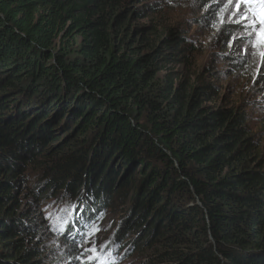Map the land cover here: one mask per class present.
I'll list each match as a JSON object with an SVG mask.
<instances>
[{
  "label": "trees",
  "instance_id": "16d2710c",
  "mask_svg": "<svg viewBox=\"0 0 264 264\" xmlns=\"http://www.w3.org/2000/svg\"><path fill=\"white\" fill-rule=\"evenodd\" d=\"M159 6L0 0V264H264V133L216 101L205 79L216 72L180 82L173 65L192 68L196 45L177 27L135 24ZM233 60L232 73L250 64ZM130 183L114 226L110 202ZM107 217L99 260L79 259V231ZM51 228L59 252L40 234Z\"/></svg>",
  "mask_w": 264,
  "mask_h": 264
},
{
  "label": "rangeland",
  "instance_id": "374dc122",
  "mask_svg": "<svg viewBox=\"0 0 264 264\" xmlns=\"http://www.w3.org/2000/svg\"><path fill=\"white\" fill-rule=\"evenodd\" d=\"M160 6L163 8L159 14L151 16L150 18H143L138 20L135 24L138 26H147L151 22L158 23L164 30L170 27H177L180 29L179 32L187 34L191 42L196 45L197 51L194 53L192 60V68H183L182 66L173 65L174 70L182 75L180 80L183 81L191 80L197 75L204 73L206 68L211 69L212 73L216 72L218 78L215 80L212 77L213 74L206 75L205 79L214 82L220 89V95L216 99L218 103H222L225 106H238V108L244 109L248 115L250 126L254 132L263 134L264 133V59L259 55V48H254L253 44L256 42L257 37L249 34V29H246L242 23H237L229 18L228 13L231 9L223 10V5L226 0H158ZM212 16L206 19L210 15V11L214 10ZM220 15H223L225 22L220 23ZM229 25L230 27H236L233 30V35L224 39L222 30L224 26ZM236 57H244L250 61V64L241 70L234 73L227 71L228 61L233 62ZM172 66V65H171ZM171 68L170 66H168ZM199 72V73H198ZM165 75L164 71L159 73V77ZM193 76V77H192ZM177 84V80H175ZM73 127V126H70ZM120 164V163H118ZM139 165H135L132 171L126 174L127 180L133 178L136 182L140 180ZM136 187V183L132 185L130 183L123 201H111L110 205L114 207V213L112 215V222L115 221V225L119 223V217L126 215L127 211H131V204L129 202L132 196V188ZM56 193V191H55ZM54 194V193H53ZM52 197V195H48ZM61 195L58 197L60 198ZM56 198V203L59 204ZM122 202H124L122 204ZM122 204V206H120ZM126 204V205H125ZM61 206L55 205L52 208L53 216L51 223L57 229H60L65 225L67 219L65 213L62 216ZM64 212L65 209L62 208ZM128 212V213H129ZM73 214V213H71ZM65 220L59 222L58 220L65 218ZM69 218L72 224L76 227V218L73 221L72 216ZM55 220V221H54ZM64 223V224H63ZM110 219H102L96 226L99 227V231L95 233L87 243H83L85 234L88 233L91 228L86 232L78 233L83 246L78 242L77 248L80 250L79 259H85L92 256L93 253L86 252L85 249L92 248L95 246L97 252L95 255L103 249L104 236L109 231ZM78 225V224H77ZM113 229V228H112ZM54 233V238H50L47 232L41 231L47 241L46 247L51 248L52 251L59 252L65 249L63 242L64 237L58 234L55 229L51 228ZM57 233V234H56ZM42 238V239H43ZM128 241V240H127ZM129 244V242H128ZM130 246V245H129ZM52 253V252H51ZM50 253V254H51ZM83 253V257L81 254ZM60 256V255H59ZM78 259V258H76ZM68 263V262H67ZM123 264H139L135 260H126Z\"/></svg>",
  "mask_w": 264,
  "mask_h": 264
},
{
  "label": "snow or ice",
  "instance_id": "6c2138e0",
  "mask_svg": "<svg viewBox=\"0 0 264 264\" xmlns=\"http://www.w3.org/2000/svg\"><path fill=\"white\" fill-rule=\"evenodd\" d=\"M231 9L228 13L229 18L237 23H242L246 29H249L250 35L257 37L256 42L253 44L254 48H259V55L264 59V0H226L223 5V10ZM220 23L225 22L223 15H220ZM78 222V221H77ZM68 225V221H65ZM100 229L98 226L93 225L91 230L85 234L83 243H87L88 239L95 235ZM65 231V229H62ZM70 234V227L67 228ZM83 243L81 246H83ZM102 247H106L102 246ZM86 252L93 253L92 256L87 257L88 260H99V256L95 255L97 249L95 246L85 249ZM83 257V253L81 254Z\"/></svg>",
  "mask_w": 264,
  "mask_h": 264
}]
</instances>
